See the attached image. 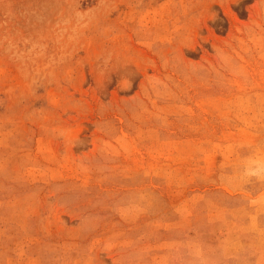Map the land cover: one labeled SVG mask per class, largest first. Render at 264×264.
Wrapping results in <instances>:
<instances>
[{
    "label": "rangeland",
    "instance_id": "374dc122",
    "mask_svg": "<svg viewBox=\"0 0 264 264\" xmlns=\"http://www.w3.org/2000/svg\"><path fill=\"white\" fill-rule=\"evenodd\" d=\"M264 0H0V264H264Z\"/></svg>",
    "mask_w": 264,
    "mask_h": 264
},
{
    "label": "clouds",
    "instance_id": "9594fccd",
    "mask_svg": "<svg viewBox=\"0 0 264 264\" xmlns=\"http://www.w3.org/2000/svg\"><path fill=\"white\" fill-rule=\"evenodd\" d=\"M247 174L256 179L264 178V164L257 163L251 169L247 170Z\"/></svg>",
    "mask_w": 264,
    "mask_h": 264
}]
</instances>
